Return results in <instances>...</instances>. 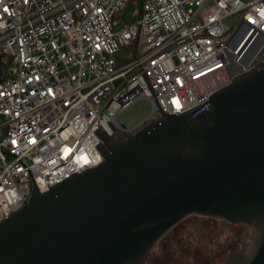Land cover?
I'll return each mask as SVG.
<instances>
[{
    "label": "built area",
    "instance_id": "obj_1",
    "mask_svg": "<svg viewBox=\"0 0 264 264\" xmlns=\"http://www.w3.org/2000/svg\"><path fill=\"white\" fill-rule=\"evenodd\" d=\"M132 1L0 0V219L98 165L95 130L135 101L178 114L264 67V0H139L126 22Z\"/></svg>",
    "mask_w": 264,
    "mask_h": 264
},
{
    "label": "water",
    "instance_id": "obj_2",
    "mask_svg": "<svg viewBox=\"0 0 264 264\" xmlns=\"http://www.w3.org/2000/svg\"><path fill=\"white\" fill-rule=\"evenodd\" d=\"M154 99L161 113L95 130L98 165L0 219V264H146L192 215L250 228L216 264H264V67L178 114Z\"/></svg>",
    "mask_w": 264,
    "mask_h": 264
},
{
    "label": "rangeland",
    "instance_id": "obj_3",
    "mask_svg": "<svg viewBox=\"0 0 264 264\" xmlns=\"http://www.w3.org/2000/svg\"><path fill=\"white\" fill-rule=\"evenodd\" d=\"M139 5L129 2L120 13L128 22L138 17ZM148 99H139L120 115V123L133 127L151 111ZM250 233L245 224H231L215 218L192 215L181 221L153 248L146 264H216L228 252L240 248Z\"/></svg>",
    "mask_w": 264,
    "mask_h": 264
},
{
    "label": "trees",
    "instance_id": "obj_4",
    "mask_svg": "<svg viewBox=\"0 0 264 264\" xmlns=\"http://www.w3.org/2000/svg\"><path fill=\"white\" fill-rule=\"evenodd\" d=\"M138 5L140 4V1L139 0H137V2H136ZM129 51L130 50V47H126L125 49H123L122 50V52L123 51ZM120 56H121V54H118V55H116V57L118 58V62H120V60H121V58H120ZM11 65V61H10V59H9V57L8 56H6V55H4V54H2V53H0V78H2L5 74H6V71L8 70V67ZM2 74H3V76H2ZM201 217H203V216H201ZM206 218H210V217H206ZM223 221H225V220H223ZM225 222H227V221H225ZM227 223H229V222H227ZM232 224V223H231ZM178 226V225H177ZM175 228V227H174ZM173 228V229H174ZM173 229H171L168 233H170ZM168 233L166 234V235H168ZM165 235V236H166ZM164 236V237H165ZM163 237V238H164ZM162 238V239H163ZM161 239V240H162ZM160 240V241H161Z\"/></svg>",
    "mask_w": 264,
    "mask_h": 264
},
{
    "label": "flooded vegetation",
    "instance_id": "obj_5",
    "mask_svg": "<svg viewBox=\"0 0 264 264\" xmlns=\"http://www.w3.org/2000/svg\"><path fill=\"white\" fill-rule=\"evenodd\" d=\"M144 123V122H143ZM143 123H141L140 125H142Z\"/></svg>",
    "mask_w": 264,
    "mask_h": 264
}]
</instances>
